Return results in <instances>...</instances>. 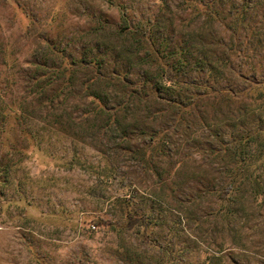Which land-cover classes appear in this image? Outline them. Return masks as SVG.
<instances>
[{
  "label": "rangeland",
  "instance_id": "obj_1",
  "mask_svg": "<svg viewBox=\"0 0 264 264\" xmlns=\"http://www.w3.org/2000/svg\"><path fill=\"white\" fill-rule=\"evenodd\" d=\"M123 13L141 46L118 37ZM96 57L151 96L168 63L179 103L150 97L113 132L82 113L92 91L111 107L121 90L86 89L81 72L61 123L46 119L39 65ZM259 89L264 0H0V264H264ZM129 213L147 219L130 227Z\"/></svg>",
  "mask_w": 264,
  "mask_h": 264
},
{
  "label": "trees",
  "instance_id": "obj_2",
  "mask_svg": "<svg viewBox=\"0 0 264 264\" xmlns=\"http://www.w3.org/2000/svg\"><path fill=\"white\" fill-rule=\"evenodd\" d=\"M205 10L208 15L214 16V11L211 6L207 5V8ZM122 22L124 24V29L121 31L118 37H127V34L134 33V35H136L137 43L140 46L144 40H147L149 38L145 31H141L142 29H131L132 27L130 25L129 17L125 13L122 14ZM102 29L103 27L99 26L96 29V32L101 31ZM39 66L40 67L38 71L32 77V79H34L32 86L36 89L35 92L41 95V99L43 100V103L45 105L44 113L46 114V119L52 117L53 122L56 124L61 123V121L59 120L63 118V115L54 113V109L56 108L55 104L62 97L65 100V98L67 97L66 92L75 85L77 76L81 72L89 76L86 89H89L91 87L93 88L94 85L99 84L100 86L103 85L104 88L112 85V87H119V89L121 90L123 94L122 97L116 99L111 107L108 103V99H105V97L102 96L100 92H98L99 90L95 92L92 91L88 94V98L91 99V103H94L96 105V108H94L93 111L88 110L82 113L84 119L90 118L92 113L96 114L98 117L103 118V120H105L104 123L113 132L120 131L121 133L125 134L128 127H130V117L128 113L130 112L131 108H133V106L137 107L142 103L148 102L150 97L158 96L157 99L167 101V103L173 105L179 103L177 99L174 98L175 96L173 97L174 92L172 91V84L179 81V76L174 68H172L168 63L165 66L161 67V69L163 68V71L166 75H162V73L159 72V75H161L159 78L160 81L155 82L158 94H153L152 96L149 95L150 93L146 92V90L131 89L130 87L128 88L126 84V76H122L117 71H113L110 73V75H106L103 72V60L99 57H96L95 61H89L86 58H81L78 60H65L59 65H48L49 68L45 63ZM41 67H43L42 70ZM213 69L215 68L212 64L210 65V71H213ZM149 82V79H146L145 82L142 83V85L144 86ZM262 85L263 83H258L257 87L260 88ZM163 88H165V92H163ZM50 90H54L52 95L48 94ZM262 96H264L263 92L259 89L257 99L261 100ZM222 98L226 102H230V100H232L230 94H225ZM67 99L68 98H66V100ZM5 103L6 95L2 90H0V134H3L5 132L4 126L12 113V110H7V107H5L4 105ZM24 109L25 107H20L21 115L19 117L24 116ZM229 189V187L226 188V190ZM146 219L147 216L144 214L135 215L129 213L127 224L128 226L133 227L139 223L145 222Z\"/></svg>",
  "mask_w": 264,
  "mask_h": 264
}]
</instances>
